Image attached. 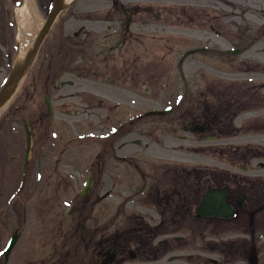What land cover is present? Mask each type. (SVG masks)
<instances>
[{"label":"flooded vegetation","instance_id":"1","mask_svg":"<svg viewBox=\"0 0 264 264\" xmlns=\"http://www.w3.org/2000/svg\"><path fill=\"white\" fill-rule=\"evenodd\" d=\"M15 1L37 26L19 61L5 4L0 264H264V0H59L42 40L55 0ZM178 21L174 63L146 30ZM157 76L179 93L141 105Z\"/></svg>","mask_w":264,"mask_h":264},{"label":"rangeland","instance_id":"2","mask_svg":"<svg viewBox=\"0 0 264 264\" xmlns=\"http://www.w3.org/2000/svg\"><path fill=\"white\" fill-rule=\"evenodd\" d=\"M147 1H149L150 3L155 4V5H163V4L171 3L174 7H179L182 4L186 3V1H189V0H147ZM226 1H229V0H226ZM6 3L8 4V8H11L10 3H12V5L15 4V0H6V1L0 0V36H7L8 35L6 22H7L8 16H9L8 15L9 10H7V8L5 7ZM190 3H195V1L190 0ZM196 3H197V1H196ZM17 6L18 5H15V6L13 5V8H12V10H13L12 13H13V16L16 20H17V17H15V15H16V10L18 9ZM224 9H225V11H223V10L220 11L221 20L227 22V21H229V19H232V18L229 17L230 12L228 11V7H224ZM175 11H176V9H175ZM175 11L173 13L175 16L174 20L179 19V12H177V11L175 12ZM238 13H240V11H238ZM158 16L162 19L161 21H163L164 16H165L164 11H161V12L158 11L157 17ZM238 19H240V17H237V20ZM243 19H246V17L244 16ZM32 23L30 22L29 27L26 29L22 25V23H20L17 20V28H18L17 29V35L19 36L20 32H25L26 30L29 31L28 34L33 33L32 31L34 28H36L35 26H37V24L36 23L32 24ZM174 23H177L178 26L174 27L172 29L168 28L165 23L156 22L154 25H150V28H148L149 30L148 29L146 30V32H148V31L152 32V29H155L156 42L158 43L157 44V50H156L158 57L165 56L167 51H168L167 47H168L169 43H167L168 41H166L168 32L172 33L171 44L175 47V49L172 50L173 56L175 57V53L181 51L180 50V44H181L180 21L174 22ZM232 44L233 43H228L224 40H222V43H221L223 48L230 46ZM2 51L3 50L0 49V53L3 56ZM176 56H177V58H179V53H176ZM253 57H257L256 53H253ZM177 58H176L174 63H176L178 61ZM156 67L157 68H164V67H166V65L158 59L156 61ZM157 78H158V82L156 83V90H157L156 101L153 102V101H150L149 99H147L146 98L147 96L146 97L141 96V101H143L141 105L149 104L150 106H156V108H161L160 106L163 105L162 102L165 100L166 97L170 96L171 94L173 96H175L177 93H179L180 82L177 80L176 76H173L171 81H167L166 76H157ZM142 83H147V82L144 81L143 78H141V84ZM160 83H162V84H166V83L170 84L171 83V84L166 88V91H164V87L163 86L160 87ZM173 98H175V97H173ZM175 115H176V113H173L172 116H175ZM253 144H254V146H260V145L264 146V135H262L258 138H254ZM254 155H256V157H260V156L264 157V153L257 152V149L254 150Z\"/></svg>","mask_w":264,"mask_h":264},{"label":"bare ground","instance_id":"3","mask_svg":"<svg viewBox=\"0 0 264 264\" xmlns=\"http://www.w3.org/2000/svg\"><path fill=\"white\" fill-rule=\"evenodd\" d=\"M25 3L27 4L28 1H25L24 2V5L23 7L21 8H18L16 10V17H17V20L22 23V25L24 27H28V24L25 22V19H26V8H25ZM36 30H34V32L31 34H27L26 32H20L19 34V39H18V42H19V57H18V60L21 61L24 57V54L26 53V51L29 49V46H30V42L32 40V36L34 35Z\"/></svg>","mask_w":264,"mask_h":264},{"label":"water","instance_id":"4","mask_svg":"<svg viewBox=\"0 0 264 264\" xmlns=\"http://www.w3.org/2000/svg\"><path fill=\"white\" fill-rule=\"evenodd\" d=\"M60 9H61L60 8V1L59 0H55V7H54V10L52 11V13H51V15L49 17V20H48L46 29H44V31H42V33L40 34L41 39L45 35V31L49 28V26L51 25V23L53 21V18L59 12ZM19 68L20 67H18L17 69H15V71L13 72L12 76L10 77V79H9L6 87L3 90L8 89V86L16 79V77L20 76V74H21L22 71L19 70ZM3 101H4V96L1 94V96H0V106L3 103Z\"/></svg>","mask_w":264,"mask_h":264}]
</instances>
